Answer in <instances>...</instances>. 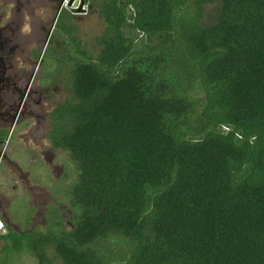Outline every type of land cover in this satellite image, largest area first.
I'll return each mask as SVG.
<instances>
[{"label": "trees", "instance_id": "16d2710c", "mask_svg": "<svg viewBox=\"0 0 264 264\" xmlns=\"http://www.w3.org/2000/svg\"><path fill=\"white\" fill-rule=\"evenodd\" d=\"M87 2L99 55L65 9L43 67L72 221L3 219L0 264H264V0Z\"/></svg>", "mask_w": 264, "mask_h": 264}, {"label": "flooded vegetation", "instance_id": "af4514ba", "mask_svg": "<svg viewBox=\"0 0 264 264\" xmlns=\"http://www.w3.org/2000/svg\"><path fill=\"white\" fill-rule=\"evenodd\" d=\"M47 2L48 0H0V166L4 162H12L8 152L10 141L20 133H24L22 138L26 142L38 149L44 142L48 141L50 145V115L59 103L49 109L55 96L60 95L62 90L59 87H49L43 67L47 50L58 30L57 23L65 11V0L52 1V9L56 11L53 20L48 18L49 14L43 16L38 13ZM80 7L81 0L79 8H74L73 14L74 24L79 32L76 15H80ZM47 125L49 131L44 133ZM5 144L6 150L2 153ZM25 149V157L36 159L35 156H30L27 144ZM51 149L55 152L52 147ZM47 157L50 161L49 153ZM16 168L23 176V171L18 166ZM43 196L39 195L40 198ZM4 198V192L0 193V208L6 206Z\"/></svg>", "mask_w": 264, "mask_h": 264}, {"label": "rangeland", "instance_id": "374dc122", "mask_svg": "<svg viewBox=\"0 0 264 264\" xmlns=\"http://www.w3.org/2000/svg\"><path fill=\"white\" fill-rule=\"evenodd\" d=\"M52 1L48 0L45 7L38 10V13L43 16H48L50 20L56 17V11L52 9ZM72 0H65L64 8L69 10L72 14L74 8L78 9L80 0H76L71 5ZM83 11L80 15H76V22L80 28V40L82 49L92 57H97L100 52V48L96 43V39L102 36L106 30V24L99 12L97 5L91 2L83 5ZM218 14L217 5L206 6V23L211 24L216 21ZM54 89V88H53ZM53 91V90H52ZM53 93V92H52ZM67 98V94L63 89L60 95L55 96L53 100V109L56 104L63 102ZM49 125L44 129V133H48ZM24 133H20L16 138L11 139L9 147V156L12 162L9 164L4 162L0 166V193L4 192V200L7 201L4 208H0V212L3 219L12 227L14 223L24 226L30 221L27 227H32L41 232H45L44 214L48 208L52 205V194L56 195V200L61 202L65 208H61L62 214L65 215L66 224L72 221V214L68 213L69 204L63 194V181L61 178L68 173L73 180L76 177L73 171H70L72 167L69 163V157L61 151H52L48 141L44 142L42 146H34L31 143L26 142L22 137ZM30 148V156H35L36 159L31 157H25L26 154L25 145ZM34 153V154H33ZM44 153V154H43ZM48 153L51 160H48ZM51 154V155H50ZM52 155L54 158H52ZM14 162V163H13ZM23 171V176L19 174L17 167ZM69 184L68 182L66 183ZM67 187V186H66ZM52 191V192H51ZM43 194V197L39 195ZM1 202V201H0ZM4 202V201H3ZM2 203V202H1ZM8 205V206H7ZM8 207V208H7ZM4 223V221H3ZM26 227V228H27ZM14 229L20 231L22 227L17 225ZM6 232H0V235H6ZM2 243L0 244V246ZM51 257H55L53 251L50 253ZM16 264H37V262L28 257L23 256ZM54 264H63L60 260H55Z\"/></svg>", "mask_w": 264, "mask_h": 264}, {"label": "built area", "instance_id": "2783aa9c", "mask_svg": "<svg viewBox=\"0 0 264 264\" xmlns=\"http://www.w3.org/2000/svg\"><path fill=\"white\" fill-rule=\"evenodd\" d=\"M6 145L7 144H5V146L3 147V149H2V153H4L5 152V150H6ZM6 232V228H5V225H4V223H3V221H2V219L0 218V232Z\"/></svg>", "mask_w": 264, "mask_h": 264}, {"label": "water", "instance_id": "95a60500", "mask_svg": "<svg viewBox=\"0 0 264 264\" xmlns=\"http://www.w3.org/2000/svg\"><path fill=\"white\" fill-rule=\"evenodd\" d=\"M75 0H72V2H71V5L73 4V2H74ZM83 5H84V0H81V7H80V12H82L83 11Z\"/></svg>", "mask_w": 264, "mask_h": 264}]
</instances>
